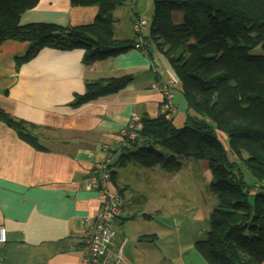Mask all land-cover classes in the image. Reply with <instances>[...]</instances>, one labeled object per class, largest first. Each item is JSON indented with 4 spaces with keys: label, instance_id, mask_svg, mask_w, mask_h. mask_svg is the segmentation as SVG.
Instances as JSON below:
<instances>
[{
    "label": "crops",
    "instance_id": "crops-1",
    "mask_svg": "<svg viewBox=\"0 0 264 264\" xmlns=\"http://www.w3.org/2000/svg\"><path fill=\"white\" fill-rule=\"evenodd\" d=\"M128 5L115 12L116 37L141 42L132 24L146 18L137 6L126 10ZM98 11L96 5L73 6L71 0H40L22 23L86 25ZM29 46L18 40L0 46V108L39 126L35 132L44 147L20 139L0 120V226L8 230L0 264H83L84 240L101 204L86 183L95 163L107 155L114 159L110 186L123 201L111 248L123 247L129 264H209L196 247L209 238V213L217 201L207 161L176 172L156 166L133 184L126 170L137 162L122 156L129 151L120 146V129L133 113L158 118L169 78L176 80L170 119L178 128L186 123L188 102L168 59L152 44L148 54L131 48L92 64L84 62L81 48L47 47L18 67L16 57ZM123 76L132 80L118 92L75 105L87 83ZM152 202L157 213L144 218Z\"/></svg>",
    "mask_w": 264,
    "mask_h": 264
},
{
    "label": "trees",
    "instance_id": "trees-1",
    "mask_svg": "<svg viewBox=\"0 0 264 264\" xmlns=\"http://www.w3.org/2000/svg\"><path fill=\"white\" fill-rule=\"evenodd\" d=\"M39 1L0 0V46L7 40L30 43L16 57L18 67L47 47L81 48L84 62L92 64L147 42L148 50L152 44L168 59L188 102L186 123L178 128L165 114L144 119L140 139L131 146L136 150L122 156L170 172L187 163L179 157L206 160L217 201L209 213V238L197 243L198 251L209 264H263L264 0H154L152 21L144 19L149 32L139 36L141 42L115 33L116 10L135 0H71L73 6H98L95 20L86 25L23 24L24 13ZM131 80L123 76L89 82L75 105L118 92ZM0 120L20 139L44 149L36 124L2 108ZM141 139L145 143L139 144ZM230 152L236 160H230ZM243 165L254 185L246 180Z\"/></svg>",
    "mask_w": 264,
    "mask_h": 264
},
{
    "label": "built area",
    "instance_id": "built-area-1",
    "mask_svg": "<svg viewBox=\"0 0 264 264\" xmlns=\"http://www.w3.org/2000/svg\"><path fill=\"white\" fill-rule=\"evenodd\" d=\"M147 26L148 21L139 19L133 23V30L138 36H142ZM147 45V42H141V44H136V48L148 54ZM175 85L176 80L169 78L163 82L162 86L161 114H165L167 118H170L175 110ZM143 127L144 118L138 113H133L129 122L119 131L120 146L123 149L133 146L140 139ZM104 149L108 150V147L105 146ZM113 161V157L107 155L95 163L91 177L86 183L87 190H94L98 193L101 204L98 213L91 218L93 229L84 240L85 255L83 264H129L123 247L118 250L111 248L116 236L117 222L123 208L120 193L113 190L110 186L113 176ZM7 242L8 230L0 226V257Z\"/></svg>",
    "mask_w": 264,
    "mask_h": 264
},
{
    "label": "rangeland",
    "instance_id": "rangeland-1",
    "mask_svg": "<svg viewBox=\"0 0 264 264\" xmlns=\"http://www.w3.org/2000/svg\"><path fill=\"white\" fill-rule=\"evenodd\" d=\"M130 4L128 5L129 7H127L126 10H128V8H130V6H133V7L137 6L138 9H139V13L143 14L145 16V18L149 20V22L152 21V15H153V10H154V0H135V1H133V3H130ZM180 14L182 15V13H180ZM149 28H150V26L145 30L146 34H148V32H149ZM223 140H224V142H225V144H226V146H227V148L229 150L228 144L226 143V139L224 138ZM125 150L129 151V152L135 151L136 147L125 148ZM159 150L163 151L164 153H166L169 156L171 154L165 148L160 147ZM229 154H230L229 155L230 156V160H232V161L236 160V156L233 153L230 152ZM179 159H181L184 163L187 162L186 163L187 165L197 164V162H201V161H199L201 159H195V158H192L191 160H188L190 158L179 157ZM131 160H133V159H131ZM186 160H188V161H186ZM128 166L129 167L127 168L126 171L128 173L129 181H131L133 184L137 183L140 180V178L145 177L147 174H150V172L152 171V168L142 167V165H140L138 163H135V162L128 163ZM134 168H138V169H134ZM242 170H243V173L246 176V180L248 182H250V185H254L255 184V178L250 174L248 168L243 165V169ZM133 171L138 172V174L132 173ZM253 197H254V191L251 192L250 199H252ZM150 204L151 205H150V207H149V209L147 211H150L151 213H153V214H151V213L149 214L151 217H153L157 213V208H156V205L153 202L150 203ZM138 208H139V206H137L136 209H138ZM169 208H170V206H167V209H169ZM163 259H165L164 256H163ZM167 262L168 261L164 260V261H161V264H165Z\"/></svg>",
    "mask_w": 264,
    "mask_h": 264
},
{
    "label": "bare ground",
    "instance_id": "bare-ground-1",
    "mask_svg": "<svg viewBox=\"0 0 264 264\" xmlns=\"http://www.w3.org/2000/svg\"><path fill=\"white\" fill-rule=\"evenodd\" d=\"M4 227V226H3ZM5 248V246L3 247V249Z\"/></svg>",
    "mask_w": 264,
    "mask_h": 264
}]
</instances>
